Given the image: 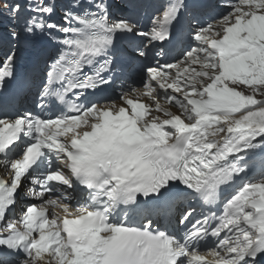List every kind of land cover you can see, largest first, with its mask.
Returning a JSON list of instances; mask_svg holds the SVG:
<instances>
[{"label": "snow or ice", "instance_id": "6c2138e0", "mask_svg": "<svg viewBox=\"0 0 264 264\" xmlns=\"http://www.w3.org/2000/svg\"><path fill=\"white\" fill-rule=\"evenodd\" d=\"M137 7L28 0L8 31L47 71L39 111L0 96V264H264V0H163L144 26ZM134 70L119 102L88 99Z\"/></svg>", "mask_w": 264, "mask_h": 264}, {"label": "bare ground", "instance_id": "6f19581e", "mask_svg": "<svg viewBox=\"0 0 264 264\" xmlns=\"http://www.w3.org/2000/svg\"><path fill=\"white\" fill-rule=\"evenodd\" d=\"M27 3H28V0H22L21 4L23 7H22V11L20 13L21 21H20L19 26L23 24V19L28 15V12L26 10Z\"/></svg>", "mask_w": 264, "mask_h": 264}]
</instances>
